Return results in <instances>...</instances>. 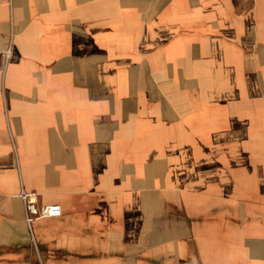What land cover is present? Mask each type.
Segmentation results:
<instances>
[{"label": "crops", "instance_id": "crops-1", "mask_svg": "<svg viewBox=\"0 0 264 264\" xmlns=\"http://www.w3.org/2000/svg\"><path fill=\"white\" fill-rule=\"evenodd\" d=\"M0 264H264V0H0Z\"/></svg>", "mask_w": 264, "mask_h": 264}, {"label": "built area", "instance_id": "built-area-1", "mask_svg": "<svg viewBox=\"0 0 264 264\" xmlns=\"http://www.w3.org/2000/svg\"><path fill=\"white\" fill-rule=\"evenodd\" d=\"M13 33H11L4 49L5 62L11 57L13 53ZM22 202L24 211V220L30 234V241L35 246L34 235L32 232V222L39 217H51L61 214V207L57 203L53 204H39L35 199V194L26 190L23 186L20 187L18 195Z\"/></svg>", "mask_w": 264, "mask_h": 264}, {"label": "rangeland", "instance_id": "rangeland-1", "mask_svg": "<svg viewBox=\"0 0 264 264\" xmlns=\"http://www.w3.org/2000/svg\"><path fill=\"white\" fill-rule=\"evenodd\" d=\"M139 57H140L139 59H142V58H143V55H142V54H140V55H139Z\"/></svg>", "mask_w": 264, "mask_h": 264}]
</instances>
